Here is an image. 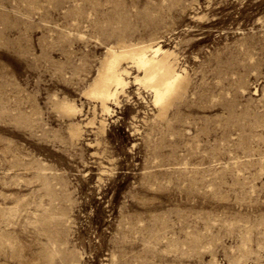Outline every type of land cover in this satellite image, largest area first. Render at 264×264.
<instances>
[{
    "label": "rangeland",
    "instance_id": "obj_1",
    "mask_svg": "<svg viewBox=\"0 0 264 264\" xmlns=\"http://www.w3.org/2000/svg\"><path fill=\"white\" fill-rule=\"evenodd\" d=\"M0 264H264V0H0Z\"/></svg>",
    "mask_w": 264,
    "mask_h": 264
},
{
    "label": "bare ground",
    "instance_id": "obj_2",
    "mask_svg": "<svg viewBox=\"0 0 264 264\" xmlns=\"http://www.w3.org/2000/svg\"><path fill=\"white\" fill-rule=\"evenodd\" d=\"M161 54L163 55L162 57H160ZM168 57V52L159 45L129 47L121 51L113 50L102 72L93 84L91 94L100 99L105 106L111 98L117 97L119 89L126 85L124 75L128 73L125 68L121 71L120 64L123 59L129 58L138 67L144 69L145 75L142 80L154 89L155 102L157 104H165L171 95L182 88L184 83V77L174 69Z\"/></svg>",
    "mask_w": 264,
    "mask_h": 264
}]
</instances>
